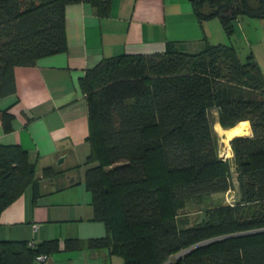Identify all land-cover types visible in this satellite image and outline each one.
I'll use <instances>...</instances> for the list:
<instances>
[{
  "label": "trees",
  "instance_id": "obj_1",
  "mask_svg": "<svg viewBox=\"0 0 264 264\" xmlns=\"http://www.w3.org/2000/svg\"><path fill=\"white\" fill-rule=\"evenodd\" d=\"M189 1L199 22L218 19L229 38L239 19L264 18V0ZM80 2L104 15L111 1L0 0V100L16 93L17 66L66 51V7ZM241 49L206 42L189 53L170 43L165 52L106 58L86 72L80 82L90 119L85 183L94 219L108 232L89 247L107 248L125 264H264V75L252 52ZM213 111L222 128L245 123L253 132L230 140L233 160L219 155ZM3 116L10 132L13 116L8 110ZM156 156L162 177L150 171ZM36 171L21 146L0 142V215L29 187L66 174L50 167L39 179ZM236 189L235 203H207L193 227L164 207L165 193L178 208ZM229 225L245 232L195 237ZM29 243L0 241V264H33L60 250L58 240ZM79 246L77 238L65 241L66 251Z\"/></svg>",
  "mask_w": 264,
  "mask_h": 264
},
{
  "label": "crops",
  "instance_id": "obj_2",
  "mask_svg": "<svg viewBox=\"0 0 264 264\" xmlns=\"http://www.w3.org/2000/svg\"><path fill=\"white\" fill-rule=\"evenodd\" d=\"M110 1L104 15L90 2L69 4L66 51L41 58L31 67L17 66L16 93L0 100V142L21 146L40 169L41 174L35 175L39 179L46 168L66 171L29 187L0 215V241H59L60 250L38 264H125L109 249L89 250L90 256L67 252L63 240L85 237L80 228L94 213L83 202L68 199L67 205L63 203L66 197H49L72 188L74 168L91 153L89 110L80 83L86 72L106 58L165 52L170 43L189 53L199 52L206 42L241 47L239 37L229 38L218 19L199 22L189 0ZM5 110L13 116L10 132L3 128ZM62 157L65 161L58 165ZM70 193L62 194L71 198ZM83 199L89 200L85 194Z\"/></svg>",
  "mask_w": 264,
  "mask_h": 264
},
{
  "label": "rangeland",
  "instance_id": "obj_3",
  "mask_svg": "<svg viewBox=\"0 0 264 264\" xmlns=\"http://www.w3.org/2000/svg\"><path fill=\"white\" fill-rule=\"evenodd\" d=\"M240 20L238 21L239 23L237 22V24L235 25L234 33L237 35V37H239V40H240L239 45H241L242 47L241 50L245 52L244 54H246V52H250V51L252 52L253 57L255 58L258 65L260 66L261 71L264 75V18L257 19V18L244 17L241 21ZM243 39L245 40V42L243 41ZM211 118H212L211 120H213L215 123L214 128H215L216 137L218 141L217 144H218L219 155L224 161L228 159L233 160L234 155H232L233 151L230 145L231 143L230 140H232L235 137H240V136L252 137L253 136L252 130L250 129L251 134L249 135L248 125L245 123L240 124L236 128H234L235 130L239 131V134L237 133V135L235 136H230L229 131L232 129L230 130L222 129L220 127L221 125L217 123L218 121L217 111H213L211 113ZM152 159L153 161L151 163V170H150L151 173L156 175L157 177H162V175L164 176V171H163L164 169L161 164V160L158 159V156ZM94 165H97V163H95ZM233 166L234 165H232V168ZM64 168L65 167H63V169ZM88 168H89V165H87L85 161L79 164L74 173L76 176V183L73 186H71L72 188L65 190L63 192H60V193L53 194L49 197H52L51 199H56L57 197H66L63 203L67 205L68 203L70 205V202H71V201H66L68 199H72L74 202H78V203L83 202L85 208L89 207L92 210L93 209L92 198H91L92 194L91 192L87 190L86 183H85V174H84L86 173V170ZM39 174H41V171L40 169H37L36 176H38ZM67 191L72 192V194L70 193L72 196L71 198L67 197L66 196L67 194H64V195L62 194ZM237 191L238 190L236 189V191H230L226 194H217V195L212 196L211 198L195 199L192 201H188L186 203H183V205L179 206L178 208L174 207L170 196L168 195V193H165L163 202H164V207L167 213L176 211L182 225L186 227H193L195 224L201 221L202 219L201 217H203L202 215L206 211L207 203L209 204L210 203L212 204V202L222 203V204L235 203L239 199V195ZM84 194L87 195V198H89L88 201L83 199ZM210 199H211V202H210ZM72 204H75V203L72 202ZM90 212H89V215H90ZM84 221H85V225L82 226V228H80L81 230L80 232H81V236H85V237H81L82 238L81 240L83 241L79 239L81 245L75 251L79 252V254L81 252V253H84L90 256L89 250H92V248L89 246L91 245V242L105 238L108 233L107 226L105 222L96 221L94 219V214H93V218L89 219V221L86 218ZM256 227H258V225H256ZM60 228H62V231H61L62 233L66 232L63 229V227H59V229ZM251 228L254 229L255 231L258 229L254 227H251ZM243 230L244 229H242V227L240 226L229 225L219 230H216L214 232H205L204 234L202 232L197 233L195 237H200L201 235H205L204 239L205 238L207 239H205L204 241H206L212 238L224 236V235L231 234V233L245 232ZM63 242L65 243V239L63 240ZM83 243L85 244V248L81 247ZM106 249L107 248H103L102 250H106ZM93 250H96V249H93ZM69 251L70 250H67V252ZM122 260L124 261L123 258ZM33 264H38V262L34 261Z\"/></svg>",
  "mask_w": 264,
  "mask_h": 264
},
{
  "label": "water",
  "instance_id": "obj_4",
  "mask_svg": "<svg viewBox=\"0 0 264 264\" xmlns=\"http://www.w3.org/2000/svg\"><path fill=\"white\" fill-rule=\"evenodd\" d=\"M63 161H65V157H62V158L59 159V161L57 162L58 165H62V164L64 163ZM73 181H74V177H71V179H70V183L72 184ZM198 246H200V245H197V246H195V247H192V249H193V248H196V247H198ZM192 249H190V250H192ZM190 250L185 251V252H183V253H181L180 255H177V256H181V255H183V254L189 252Z\"/></svg>",
  "mask_w": 264,
  "mask_h": 264
},
{
  "label": "built area",
  "instance_id": "obj_5",
  "mask_svg": "<svg viewBox=\"0 0 264 264\" xmlns=\"http://www.w3.org/2000/svg\"><path fill=\"white\" fill-rule=\"evenodd\" d=\"M29 245L33 246L34 243L31 242V243H29ZM36 260H37V262L43 263V262H46V260H48V257L46 255H41V256H38Z\"/></svg>",
  "mask_w": 264,
  "mask_h": 264
},
{
  "label": "bare ground",
  "instance_id": "obj_6",
  "mask_svg": "<svg viewBox=\"0 0 264 264\" xmlns=\"http://www.w3.org/2000/svg\"><path fill=\"white\" fill-rule=\"evenodd\" d=\"M237 133L239 134V131H237L235 129H232L229 131L230 136H235V135H237Z\"/></svg>",
  "mask_w": 264,
  "mask_h": 264
}]
</instances>
